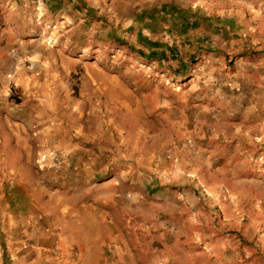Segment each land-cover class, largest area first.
Wrapping results in <instances>:
<instances>
[{
	"label": "rangeland",
	"instance_id": "obj_1",
	"mask_svg": "<svg viewBox=\"0 0 264 264\" xmlns=\"http://www.w3.org/2000/svg\"><path fill=\"white\" fill-rule=\"evenodd\" d=\"M83 1L0 0V264H264V0Z\"/></svg>",
	"mask_w": 264,
	"mask_h": 264
},
{
	"label": "crops",
	"instance_id": "obj_2",
	"mask_svg": "<svg viewBox=\"0 0 264 264\" xmlns=\"http://www.w3.org/2000/svg\"><path fill=\"white\" fill-rule=\"evenodd\" d=\"M73 151L69 148L66 149L64 153L67 157L61 168H54L52 162L51 164H47V171L55 170L56 172L62 173L64 178L63 182L66 186L75 185L77 187L78 185L84 184V175H90L92 178H100L107 174L108 168L103 165L101 156L94 153L83 155L81 152Z\"/></svg>",
	"mask_w": 264,
	"mask_h": 264
},
{
	"label": "trees",
	"instance_id": "obj_3",
	"mask_svg": "<svg viewBox=\"0 0 264 264\" xmlns=\"http://www.w3.org/2000/svg\"><path fill=\"white\" fill-rule=\"evenodd\" d=\"M79 1H80V4L84 5V1H83V0H79ZM147 43H148V45H149L151 48H153V51H156L157 48L161 47V45L156 44V43L149 42L148 40H147ZM123 45H124V44H123ZM150 55H153V56H156V57L159 56V54H158L157 52H152ZM159 61H160V60H159ZM8 263H9V262H8V259H7L6 255H5L4 264H8Z\"/></svg>",
	"mask_w": 264,
	"mask_h": 264
},
{
	"label": "built area",
	"instance_id": "obj_4",
	"mask_svg": "<svg viewBox=\"0 0 264 264\" xmlns=\"http://www.w3.org/2000/svg\"><path fill=\"white\" fill-rule=\"evenodd\" d=\"M54 163H55L56 165H59V164H61V161L58 160V159H56V160H54Z\"/></svg>",
	"mask_w": 264,
	"mask_h": 264
}]
</instances>
